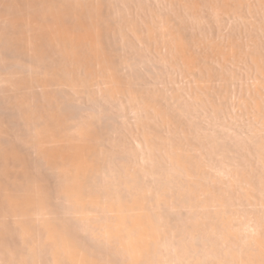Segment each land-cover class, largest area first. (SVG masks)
<instances>
[{
    "label": "bare ground",
    "instance_id": "1",
    "mask_svg": "<svg viewBox=\"0 0 264 264\" xmlns=\"http://www.w3.org/2000/svg\"><path fill=\"white\" fill-rule=\"evenodd\" d=\"M0 264H264V0H0Z\"/></svg>",
    "mask_w": 264,
    "mask_h": 264
},
{
    "label": "rangeland",
    "instance_id": "2",
    "mask_svg": "<svg viewBox=\"0 0 264 264\" xmlns=\"http://www.w3.org/2000/svg\"><path fill=\"white\" fill-rule=\"evenodd\" d=\"M246 38H248V37H246ZM243 39H245V38H243ZM244 41H245V40H244ZM245 42H246V41H245ZM232 65H233V64H232ZM234 65H235V64H234ZM238 65H239V64H238ZM230 67H232V66H230ZM235 67H236V65H235ZM237 67H238V66H237ZM237 67H236V69H237ZM238 68H239V67H238ZM232 70H233V67H232ZM240 70H242V69L239 68V69H238V72H236L235 70H233V71H235V73H236V77H237V74H238V76L240 75V73H239V72H241ZM233 71H231V73H230L231 76H232V75H233V76L235 75V74H232ZM227 73H228V72H227ZM233 76H232V77H233ZM236 77H235V78H236ZM243 77H244V80H245V76H244V75H243ZM243 77H242V79H240L241 82L244 81V80H243ZM233 78H234V77H233ZM235 78H234V80L236 81L239 77H238L237 79H235ZM231 79H232V78H231ZM179 80H180V79L177 80L178 83L180 82ZM234 80L232 79V81H234ZM242 80H243V81H242ZM246 80L248 81L247 78H246ZM246 80H245V81H246ZM235 81H234V83H235ZM247 81H246V82H247ZM229 82H230V79H229ZM229 82H228V85H230L231 83H233V82H231V83H229ZM237 83H238L237 85H241V84H243V85L245 86V85H247L248 82H247L246 84H244L245 82H244V83H239V82H237ZM234 85H235V84H234ZM237 85H236V86H237ZM243 85H242V86H243ZM230 86H231V87H234L233 85H230ZM230 86H228V87H229V90H231V89H230V88H231ZM176 87H177V85H176ZM239 87H240V86H239ZM234 88H235V87H234ZM237 88H238V87H236V90H235V89H234V90H235V92L237 91V94H238L240 90L238 91ZM240 88L242 89V87H240ZM238 89H239V88H238ZM234 90H233V91H234ZM231 91H232V90H231ZM235 92H233L232 94H234ZM237 94H236V95H237ZM234 95H235V94H234ZM232 96H233V95H231V97H232ZM184 99H185V98H184ZM186 99H188V97H187ZM186 99H185V100H186ZM227 99H228V101H229V98H227ZM234 99H235V98L233 97L232 100H234ZM232 100H231V103H232V102H235V101H232ZM226 102H227V100H226ZM226 102H225L226 106L228 105V106L230 107L229 111H231V109L233 108V107H232L233 104H230V103L227 104ZM231 105H232V106H231ZM194 107H195V106H194ZM231 107H232V108H231ZM192 109H193V108H192ZM232 110H233V109H232ZM194 111L197 112L198 110H195V109H194V110L192 111V113H193ZM195 112H194V113H195ZM201 112H202V111H200V114H199V111L197 112V113H198V116H199V117L201 116L200 119H201L203 116H204V118H202V119L199 120V121H196V120H198V117L196 118L197 114H196V116L193 117V116H192V113L190 112L189 116L191 115V116H192L191 118H192V119L194 118V120H195V118H196L195 121H196L197 123H199L200 125H201L202 123H204L203 121H204V119H206L205 117H207V116H208V118L211 117L210 119H213L212 117H213L214 115H208L206 112H205V114H206V115H205V114H203L204 112H202V113H201ZM194 113H193V115H194ZM201 114H202V115H201ZM211 114H212V113H211ZM232 114H233V112H232ZM226 118H228V117H226ZM192 119H191V120H192ZM210 119H207V120H210ZM223 119H224V118H223ZM229 119H230V118H229ZM238 119H240L241 122H240V120H239V121H238V120H235V121H238V122H240V123H243L241 117L238 118ZM207 120H205V121H206V122H210V121H211V120H210V121H207ZM213 120H214V119H213ZM192 121H193V120H192ZM195 121H193V125H192V124H191V125L194 126V127L196 128L195 124H197V123H196ZM201 121H202V122H201ZM224 121H225V119L223 120V124H224L223 126H224L225 129L223 128V126H220V125L215 126L217 123H216V124L214 123L215 125L213 124V125L215 126L214 129L218 130V129H220V128L222 127L223 129H221V130H225V132H224V131H221V130H220L221 133H220L219 131L217 132L218 134L220 133L221 135H220V134L218 135L216 132L210 134V133H211V130H212L213 128H212L210 131H205V128H204V127H205V125H204L205 123L202 124V125H203L202 128H204V129H201V127H200L199 124H198L199 126H197V127H198V129H199V127H200V130H202L203 132H204V131L207 132V133L210 132V133L206 134V137H207V135L209 136V134H210V135H213V134H214L215 136L213 135V137H215V138L219 137V140H221V139H223V138H222V137H223L222 135H224V134L227 133V132H226L227 127H228V130H229V125H233V124H232V121H233V120H230V121H231V124L228 123V121L226 120L225 122L228 123V125H227L226 123H224ZM235 121H233V122H234V127L231 126V127H230L231 129H232V128H234V130L237 129L236 131H238V133H239V131H240V132H243V130L246 131V128H241V127H242V124L240 125V126H241L240 129H239V127L237 128L236 126H237V123H238V122L236 123ZM194 122H195V124H194ZM200 122H201V123H200ZM213 122H214V121H211V123H213ZM246 122H247V121H246ZM240 123H239V124H240ZM225 124H226L227 127L225 126ZM207 125L210 126L209 129L211 128V126L213 127V125H211L210 123L207 124ZM207 125H206V126H207ZM221 125H222V124H221ZM219 126H220V127H219ZM194 127H192V128L194 129ZM217 127H219V128L217 129ZM235 127H236V128H235ZM198 129H197V131H198ZM238 129H239V130H238ZM241 129H242V131H241ZM190 130H192L191 127H190ZM194 130L196 131V129H194ZM200 130H199V131H200ZM206 130H208V126H207ZM228 130H227V131H228ZM192 131H193V130H192ZM202 131H200V133H201ZM212 131H213V130H212ZM229 131H230V130H229ZM190 132H191V131H190ZM193 132H194V131H193ZM230 132L232 133L233 131L231 130ZM230 132L228 133V136H229ZM222 133H224V134H222ZM203 134H204V133H203ZM216 134H217V137H216ZM220 136H221V138H220ZM225 136H226V135H224V139L226 138ZM232 136H234V135L231 134V137H232ZM208 138H210V137H207L205 140H209ZM227 138H228V137H227ZM224 139H223L222 141H220V142H227L226 140L224 141ZM230 139L232 140V138H230ZM230 139H227V140L230 141ZM213 140H214V139H213ZM213 140H212V142H213ZM217 140H218V139H216V142H217ZM219 140H218V141H219ZM209 141H210V140H209ZM214 141H215V140H214ZM229 141H228V142H229ZM216 142H214V143H216ZM214 143H213V144H214ZM229 143H230V142H229ZM217 145H219L218 142H217ZM215 147H216V145H215ZM218 147H219V146H218ZM217 149H218V148H217ZM217 149H215V150H216L215 154H218V152H220V151H218L219 149H218V150H217ZM219 155H220V153H219ZM247 155L249 156L248 158H249L250 161H251V156L249 155V153H248ZM251 155H252V154H251ZM220 156H225V160H226V156H227V159H228V154H227V155H226V154H225V155L221 154ZM229 156H230V155H229ZM218 157H219V156H218ZM214 158L217 159V160H215V161H218L217 156H215ZM229 158L231 159V156H230ZM243 158H245V157H243ZM252 158H253V159L255 158L254 155L252 156ZM230 159H229V160H230ZM222 160H223V159H222ZM225 160H223V161H225ZM229 160H228V161H229ZM244 160H245V159H244ZM246 160H247V156H246ZM254 160H255V161H254ZM254 160H253L254 162H257L256 159H254ZM213 161H214V160H213ZM253 161H251V162L253 163ZM231 162H232V159L229 161V163L231 164ZM214 163L216 164V162H214ZM225 163H226V162H225ZM215 164H213V166H214ZM227 164H228V163H227ZM256 164H257V163H256ZM254 165H255V163H254Z\"/></svg>",
    "mask_w": 264,
    "mask_h": 264
}]
</instances>
